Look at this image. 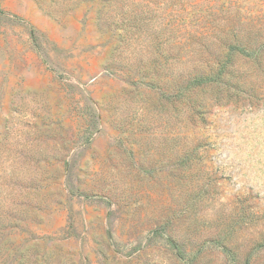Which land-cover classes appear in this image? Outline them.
<instances>
[{
	"label": "rangeland",
	"instance_id": "obj_1",
	"mask_svg": "<svg viewBox=\"0 0 264 264\" xmlns=\"http://www.w3.org/2000/svg\"><path fill=\"white\" fill-rule=\"evenodd\" d=\"M0 264H264V0H0Z\"/></svg>",
	"mask_w": 264,
	"mask_h": 264
}]
</instances>
